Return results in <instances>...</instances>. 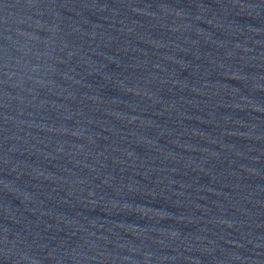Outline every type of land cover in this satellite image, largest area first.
Wrapping results in <instances>:
<instances>
[{
	"label": "water",
	"instance_id": "water-1",
	"mask_svg": "<svg viewBox=\"0 0 264 264\" xmlns=\"http://www.w3.org/2000/svg\"><path fill=\"white\" fill-rule=\"evenodd\" d=\"M0 264H264V0H0Z\"/></svg>",
	"mask_w": 264,
	"mask_h": 264
}]
</instances>
